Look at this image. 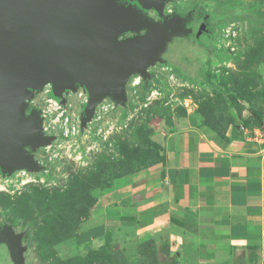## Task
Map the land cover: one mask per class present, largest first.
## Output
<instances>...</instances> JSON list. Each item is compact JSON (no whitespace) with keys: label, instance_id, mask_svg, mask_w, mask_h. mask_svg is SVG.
<instances>
[{"label":"rangeland","instance_id":"obj_1","mask_svg":"<svg viewBox=\"0 0 264 264\" xmlns=\"http://www.w3.org/2000/svg\"><path fill=\"white\" fill-rule=\"evenodd\" d=\"M146 16H173L185 32L168 36L145 79L128 78L124 104L104 97L84 119L88 96L80 87L56 104L49 86L26 101V115L39 114L50 143L24 147L35 170L0 174V230L17 237L22 264H193L167 229L116 228L85 245L77 235L99 204H116L104 199L123 193L128 175L150 167L159 124L182 119L186 109L218 133L256 124L264 109V0H170L160 17ZM0 264H14L6 243ZM230 264H264V247L243 249Z\"/></svg>","mask_w":264,"mask_h":264},{"label":"water","instance_id":"obj_2","mask_svg":"<svg viewBox=\"0 0 264 264\" xmlns=\"http://www.w3.org/2000/svg\"><path fill=\"white\" fill-rule=\"evenodd\" d=\"M170 0H0V173L35 170L24 147L50 143L41 134L36 111L26 115V101L49 86L59 99L83 88L88 96L84 119L104 97L125 103L124 86L134 74L146 78L177 20L154 23ZM201 25L199 30H203ZM147 33L120 40L127 33ZM201 31H199L200 33ZM238 129V127H237ZM14 264H22L12 230H0Z\"/></svg>","mask_w":264,"mask_h":264},{"label":"crops","instance_id":"obj_3","mask_svg":"<svg viewBox=\"0 0 264 264\" xmlns=\"http://www.w3.org/2000/svg\"><path fill=\"white\" fill-rule=\"evenodd\" d=\"M159 126L152 142L163 162L128 175L125 191L104 199L116 204H99L77 242L97 244L116 228H163L193 264H230L243 249L263 248L264 143L245 128L218 136L193 109Z\"/></svg>","mask_w":264,"mask_h":264},{"label":"trees","instance_id":"obj_4","mask_svg":"<svg viewBox=\"0 0 264 264\" xmlns=\"http://www.w3.org/2000/svg\"><path fill=\"white\" fill-rule=\"evenodd\" d=\"M136 7V6H135ZM137 9H139L138 7H137ZM140 10V9H139ZM141 11V10H140ZM139 13V12H138ZM139 14H142V13H139ZM143 15V14H142ZM144 16V15H143ZM145 17V16H144ZM169 18H164L163 20H162V22H164V21H166V20H168ZM170 20H177V19H170ZM161 22V23H162ZM180 32V31H179ZM181 33H183L184 34V32L182 31ZM50 98H52V99H55L54 97H53V95L52 94H50ZM263 110L264 109H262V113H261V115L258 117V119H257V122H256V124L255 125H253L250 129H252V128H254V127H258L260 124H261V119H262V115H263ZM83 117H84V115H83ZM152 118H154V117H150V120L152 119ZM239 125H234L233 127H232V130L233 131H237V127H238ZM225 128V127H224ZM238 128H240V127H238ZM212 129V128H211ZM212 130H214V129H212ZM226 130H227V128H226ZM225 129H224V132L226 131ZM215 131V130H214ZM216 132V131H215ZM224 132L223 133H218V132H216V134L218 135V136H223V134H224ZM150 148H153L156 152H157V154H154V155H151L152 156V162H151V165H150V167L151 166H153V165H155V164H158V163H161V162H163V156L162 155H160V153H161V151H162V149L157 145V144H155L154 142H150ZM158 151H159V154H158ZM148 153H149V151H148ZM146 168H148V167H146ZM1 174V173H0ZM2 175V174H1ZM3 176V175H2ZM140 220H141V218H140ZM170 222L172 223V224H174V225H177V226H180V227H182V225L180 224V223H178L176 220H170Z\"/></svg>","mask_w":264,"mask_h":264},{"label":"flooded vegetation","instance_id":"obj_5","mask_svg":"<svg viewBox=\"0 0 264 264\" xmlns=\"http://www.w3.org/2000/svg\"><path fill=\"white\" fill-rule=\"evenodd\" d=\"M119 1H121V0H119ZM134 8H135V10L137 11V12H139V13H142L144 16H145V18H147V11L145 12V11H140L139 9H137V7H135L134 6ZM167 18H169V19H176L175 17H173V16H169V17H167ZM148 20H150L151 22H154V23H161L162 22V20L164 19V18H162V19H160V21H153V20H151V19H149V18H147ZM183 24V21H178V23L176 24V28L178 29V33H177V35H183V33H181L182 31L183 32H185V30L184 29H182L181 28V25ZM199 26V25H198ZM197 26V27H198ZM200 26H201V24H200ZM180 31V32H179ZM147 32L146 31H141V32H139L138 34H135V33H127V34H124V35H126L127 37H126V39H128V38H131V37H135V36H137V35H139V36H142V35H145ZM122 37H123V35H122ZM120 40H122V39H120Z\"/></svg>","mask_w":264,"mask_h":264},{"label":"built area","instance_id":"obj_6","mask_svg":"<svg viewBox=\"0 0 264 264\" xmlns=\"http://www.w3.org/2000/svg\"><path fill=\"white\" fill-rule=\"evenodd\" d=\"M53 103L56 104L55 100L52 99ZM61 117V114L59 115ZM64 124H67V119H64ZM249 134L252 135V138L257 141L258 143H264V110L263 115L261 119V124L258 127H254L251 129V132Z\"/></svg>","mask_w":264,"mask_h":264}]
</instances>
